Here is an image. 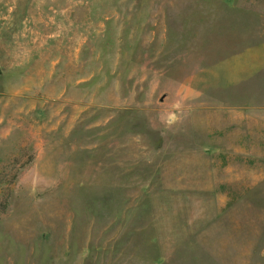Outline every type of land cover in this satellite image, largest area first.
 <instances>
[{
    "label": "rangeland",
    "instance_id": "1",
    "mask_svg": "<svg viewBox=\"0 0 264 264\" xmlns=\"http://www.w3.org/2000/svg\"><path fill=\"white\" fill-rule=\"evenodd\" d=\"M0 264H264V0H0Z\"/></svg>",
    "mask_w": 264,
    "mask_h": 264
}]
</instances>
